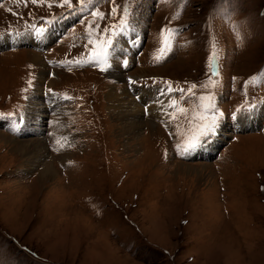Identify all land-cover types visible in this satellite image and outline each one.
<instances>
[{
  "label": "rangeland",
  "instance_id": "rangeland-1",
  "mask_svg": "<svg viewBox=\"0 0 264 264\" xmlns=\"http://www.w3.org/2000/svg\"><path fill=\"white\" fill-rule=\"evenodd\" d=\"M83 7L0 0V39L58 26L42 45H0V264H264V0ZM125 7L137 47L115 35L107 71L83 63L97 47L89 31L103 45ZM165 27L175 30L173 49L157 61ZM210 79L215 86L200 87ZM192 84L197 97L213 93L224 117L184 155L177 145L198 99L176 89ZM113 90L123 109L136 106V128L108 103ZM9 137L41 141L40 162ZM51 158L57 175L43 180L40 163Z\"/></svg>",
  "mask_w": 264,
  "mask_h": 264
},
{
  "label": "snow or ice",
  "instance_id": "snow-or-ice-1",
  "mask_svg": "<svg viewBox=\"0 0 264 264\" xmlns=\"http://www.w3.org/2000/svg\"><path fill=\"white\" fill-rule=\"evenodd\" d=\"M17 2H19V0H17ZM25 2H27V0H25ZM31 2L33 4H36L40 2V0H31ZM79 2L82 5L81 11H83L84 10L83 6L91 5L93 3V0H79ZM61 3L62 5L67 6L69 8L72 7V0H61ZM9 11H11V9H9ZM113 12L114 13L116 12L115 8H113ZM91 15L95 18L103 17V14L99 12V10L93 11ZM129 16H130V9L125 7L123 10V15L121 16L118 22V25H116L119 27L121 33L126 31L130 25ZM228 19L230 20V17H228ZM81 22L83 23L84 21L82 20ZM116 26H113L112 35L108 36L107 39L104 40L103 45H100L98 40H92L91 31H89L88 43L97 44V47L91 49L88 59L83 61V63H95L97 65H102L103 66L101 68L102 71H107L108 68L111 67L109 63V57H110V50L114 47V37L116 35L114 31V27ZM30 27L40 33H43L44 31L42 27L37 28L35 25L30 26ZM91 27L92 25L90 24V28ZM236 27L238 31V26ZM103 31L107 33L108 29H103ZM165 32H167L169 35L164 36ZM174 33H175V30L172 28L165 27L161 29V37H162L161 47L158 49L160 54L154 57L157 61L162 60L170 51H172L173 45L170 42V40ZM97 48L99 50H97ZM217 57H218V53L214 52L212 55V59L216 60ZM61 63L62 64L75 63L79 65L82 63V61L78 59L75 61H65ZM124 64L125 65L128 64L127 59L124 60ZM210 67L212 68L213 73H215L216 71L215 64H210ZM129 82L133 85L136 83V81L132 80L131 78H129ZM29 84L31 85V81H29ZM209 84L212 86H215L216 81L214 79H210L208 81V84L200 85V87L207 89ZM196 88H197V85L192 84L186 90L176 89V91L181 93L182 100L185 99L186 97H195L198 99V103L196 104L195 108L191 109L193 113V118L187 121L188 124L190 125V128L188 129L187 137L183 140L182 144L177 145V147L182 148V153L184 155H188L191 152H194L197 149L203 147L205 144H207L211 140L212 137L217 135L221 127V121L224 117V113L220 111L217 108L216 104L214 103L213 93L211 91H207L205 94H200L197 97V94L194 92V89ZM168 91L169 92L172 91L171 87L168 89ZM49 92L51 93L52 90L49 89ZM176 106H177V101L175 99H172L170 107L176 108ZM178 111L181 114H186L189 111V109L179 107ZM239 111H241L240 108H238L236 112H233L231 114L232 119L237 118V113ZM169 119H176L175 111L172 113H169ZM12 131L17 132L19 131V128L14 125L12 127ZM55 143L58 145L59 148H62L65 146L64 144L61 143L60 139H56Z\"/></svg>",
  "mask_w": 264,
  "mask_h": 264
},
{
  "label": "bare ground",
  "instance_id": "bare-ground-1",
  "mask_svg": "<svg viewBox=\"0 0 264 264\" xmlns=\"http://www.w3.org/2000/svg\"><path fill=\"white\" fill-rule=\"evenodd\" d=\"M57 25H52L50 27H47L48 30L46 33H40V32H37V33H31L29 35H26L24 37H17V38H13V37H8V38H5V39H0V45L4 44V43H9V44H18V43H21V42H27V41H30L31 43H35V44H39V43H45L47 41H49L50 39H47V38H40L41 35H45L47 36L48 34L49 35H52V33L57 29ZM129 29V34L128 36L124 37L125 35H123L124 38L121 39V41H123L125 38H132V40L135 42L134 43V46H136V40L138 39L135 38L133 39L134 37V31H130V28H127ZM127 35V34H126ZM42 37V36H41ZM136 48V47H135ZM124 51H125V46L123 47ZM122 49V50H123ZM129 53L130 55H133L131 54L132 52V48H129ZM135 51V50H134ZM127 52V51H126ZM129 57V56H128ZM92 69V67H90ZM75 70H79L78 69H75ZM71 71V70H70ZM68 71V72H70ZM125 95V94H124ZM140 95V94H139ZM108 103L111 104V107L114 108L113 110H116V114L118 116V118L121 120L122 123H124L125 125L129 126L130 128H136V124L135 122L133 121L134 119H130V118H134L136 114H134L136 112V106L134 107L135 110H132L131 108H129L128 110L125 108L123 109L122 105L124 104L123 102V98L121 96H119L117 94V92L115 90L113 91H110L109 95H108ZM133 101V100H132ZM154 101V100H153ZM126 103V102H125ZM131 104V103H130ZM122 106V107H121ZM125 106V105H124ZM128 107V106H127ZM109 109V108H108ZM111 110V109H110ZM112 111V110H111ZM138 115V114H137ZM115 116V115H114ZM116 117V116H115ZM138 120V119H137ZM128 129V128H127ZM126 129V130H127ZM121 134V133H120ZM7 137V136H6ZM4 138V137H3ZM9 140L11 141L10 143L13 145L14 148H16L17 150H24L25 148H29L28 152L26 153H30V152H33V153H30L33 154V158H36L37 161L33 160V162H40V158L42 155V151L45 147H43V144L41 141L39 140H35V139H29V140H12L10 139L9 137ZM33 141L32 143H28L27 141ZM55 156V155H54ZM32 157V156H31ZM35 164V163H34ZM41 166H43V169L39 172V177H41L43 180H47L49 179L50 177H53V176H56V172H55V168H54V164L52 163V158L51 160H49L48 162H42V164L40 163ZM56 174V175H55ZM55 178V177H53ZM58 178V177H57Z\"/></svg>",
  "mask_w": 264,
  "mask_h": 264
}]
</instances>
